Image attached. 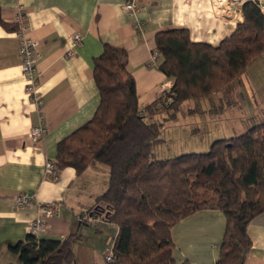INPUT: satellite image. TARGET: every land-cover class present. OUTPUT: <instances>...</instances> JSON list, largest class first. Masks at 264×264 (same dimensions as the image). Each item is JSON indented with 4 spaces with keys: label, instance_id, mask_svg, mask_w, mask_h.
I'll use <instances>...</instances> for the list:
<instances>
[{
    "label": "crops",
    "instance_id": "obj_1",
    "mask_svg": "<svg viewBox=\"0 0 264 264\" xmlns=\"http://www.w3.org/2000/svg\"><path fill=\"white\" fill-rule=\"evenodd\" d=\"M17 1L24 6L27 34L37 45L42 108L38 110L25 92L16 30L0 25V264L18 263L8 246L23 239L37 218L45 226L37 233L39 238L73 235L77 264H109L105 256L117 227L97 216L82 221L107 189L108 168L94 162L79 174L65 167L55 178L44 176L46 162L54 161L57 142L90 120L98 105L94 58L104 43L125 48L138 105L145 108L158 97L162 84L166 89L172 84L150 60L156 33L186 29L191 41L217 46L242 22L241 5L230 0H141L140 11L130 14L122 7L126 0ZM0 15L13 26L15 1L0 0ZM74 34L80 35V44L66 56ZM240 82L248 91L249 113L242 109L240 96L233 97ZM228 99L241 108L240 133L264 118V51L248 64ZM41 124L46 132L34 140L31 129ZM24 193L33 196L32 204L16 205L14 197ZM48 205L56 206L57 214H42L40 208ZM224 227L225 217L217 209L181 219L171 229L173 264H215ZM247 233L251 248L244 264H264V212L250 221ZM95 237H100L101 245L96 246ZM103 250L104 260L99 255Z\"/></svg>",
    "mask_w": 264,
    "mask_h": 264
},
{
    "label": "trees",
    "instance_id": "obj_2",
    "mask_svg": "<svg viewBox=\"0 0 264 264\" xmlns=\"http://www.w3.org/2000/svg\"><path fill=\"white\" fill-rule=\"evenodd\" d=\"M243 20L217 46L193 42L186 29L159 31L156 68L172 84L140 108L127 50L104 43L93 60L98 105L90 120L56 144L58 170L83 172L91 163L108 168L107 189L82 216L114 224L109 264H173L172 227L192 213L217 209L225 227L215 264H244L251 241L247 226L264 212V118L243 132L211 141L205 152L159 158L164 139L152 120L175 116L190 99L230 93L248 64L264 51V16L256 3L241 5ZM0 25L16 30V23ZM216 107H214L215 109ZM73 235L39 238L27 233L10 244L18 264H77Z\"/></svg>",
    "mask_w": 264,
    "mask_h": 264
},
{
    "label": "rangeland",
    "instance_id": "obj_3",
    "mask_svg": "<svg viewBox=\"0 0 264 264\" xmlns=\"http://www.w3.org/2000/svg\"><path fill=\"white\" fill-rule=\"evenodd\" d=\"M244 83H246L245 80ZM165 87L166 85H161L159 94ZM237 90L238 92L236 89L235 92L233 91L234 96H232H240L242 109L249 113L246 87L244 88L240 82ZM238 110L241 111V108L235 105V100L231 102L228 99V102L227 100L221 102L218 95L214 94L184 101L172 118H168L166 113L156 115L152 120L161 129V137L164 139L156 147L157 156L164 159L188 152H205L212 140L221 136L229 137L239 134L238 128L244 123L240 121L243 114ZM99 238L94 239L96 246L101 245ZM104 254H106L104 250L99 254L102 260H104Z\"/></svg>",
    "mask_w": 264,
    "mask_h": 264
},
{
    "label": "built area",
    "instance_id": "obj_4",
    "mask_svg": "<svg viewBox=\"0 0 264 264\" xmlns=\"http://www.w3.org/2000/svg\"><path fill=\"white\" fill-rule=\"evenodd\" d=\"M15 1V23L17 26L16 34L19 38L18 44V57L20 60V69L24 81V89L28 97L34 103L36 108L40 110L42 108V96L38 89V80L36 74V66L35 60L37 56V45L34 40H32L27 34V26L25 23L26 15L24 11V6ZM232 3L237 5H242L244 2L250 1L256 3L260 12L264 16V0H230ZM140 3L141 0H126L123 4V8L130 14H137L140 11ZM140 22H137L135 26L139 28ZM81 37L79 34H74L68 41V48L66 50V56H72L74 53V48L80 44ZM159 59V53L156 49H154L151 53L150 60L152 64H156ZM164 88L162 91H164ZM161 91V93H162ZM160 93V94H161ZM159 94V95H160ZM158 95V96H159ZM41 116V115H40ZM42 118V116H41ZM46 132V128L41 124L32 127L31 136L34 140H40L44 133ZM57 165L54 161H47L44 169L45 177H53L57 176ZM33 196L31 194H19L14 197V202L18 206H30L32 204ZM41 212L44 215L52 216L57 214V207L54 205H48L46 207H41ZM44 223L41 219L37 218L34 221L30 222L28 225V231L31 234L37 235L39 231L44 229ZM113 258L112 251L110 250L106 256V262H111Z\"/></svg>",
    "mask_w": 264,
    "mask_h": 264
}]
</instances>
